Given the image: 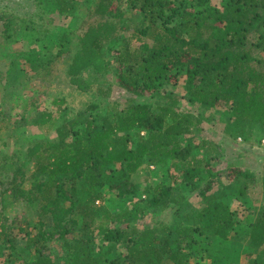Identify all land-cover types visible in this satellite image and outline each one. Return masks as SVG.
<instances>
[{
	"label": "trees",
	"instance_id": "trees-1",
	"mask_svg": "<svg viewBox=\"0 0 264 264\" xmlns=\"http://www.w3.org/2000/svg\"><path fill=\"white\" fill-rule=\"evenodd\" d=\"M52 1L61 16L72 15L80 4ZM224 1L218 6L214 0H127L145 22L135 27L132 38L121 33L127 29L121 21L125 11L114 6L115 0H99L90 11L99 19L81 21L72 32L47 25L42 14L39 21L17 15L3 20V46L16 38L41 44L38 55L33 49L25 54L26 61L48 66L76 40L66 72L73 87L88 93L93 89L88 73L103 80L115 70L119 87L136 99L115 119L106 114L101 120L62 121L61 99L54 100L56 111L32 112L30 122L45 137L25 149L17 147L13 155H20V161L4 157L0 162V188L13 197L0 198V253L15 250L5 247L11 233L4 211L20 202L27 214L38 217L36 224L29 219L27 228L20 229L34 256L25 264H232L231 256H220L218 248L203 241H226L233 232L247 237L244 264H264V208L254 221L238 223L221 197L209 195L223 173L193 149L203 123L215 119L205 112H228L224 134L233 141L250 143L264 132V0ZM113 41L121 47L110 48ZM51 52L56 57L49 58ZM181 81L188 101L200 106L199 114L181 110L180 97L170 92ZM105 83L96 89L101 99L112 93ZM146 166L165 169L171 184L137 183ZM228 178L236 182L237 198L245 201L249 185L257 182L254 172L237 168ZM179 183L204 201L188 214L192 225L172 228L157 220L140 228L130 209L114 210L112 201L127 202L139 192L148 204L166 210L182 200L174 198ZM76 231L81 236L75 237ZM98 237L101 252L95 249ZM55 240H64L67 254L61 263L52 258Z\"/></svg>",
	"mask_w": 264,
	"mask_h": 264
},
{
	"label": "rangeland",
	"instance_id": "rangeland-1",
	"mask_svg": "<svg viewBox=\"0 0 264 264\" xmlns=\"http://www.w3.org/2000/svg\"><path fill=\"white\" fill-rule=\"evenodd\" d=\"M98 1L80 0L77 10L72 15L61 16L58 11L53 10L55 7L52 6H55V3L52 0L42 2L40 0H0V32L3 20L9 19L13 15L39 21L41 14L46 17L47 25H58L69 30V32L76 31L81 21L87 19L86 21L91 22L99 19L97 16L90 17V11L93 10ZM214 3L221 6L226 2L214 0ZM114 6L125 11V15L121 18L122 24L127 27L125 31L121 32L123 37L132 38L135 27L145 24L143 17L138 10L129 6L127 0H115ZM109 47L112 49L119 48L121 42L113 41ZM77 48L78 42L75 40L64 56L53 60L48 66H41L39 60L31 63L24 58L30 49L34 50L33 54L38 55L41 44L24 42L20 38H16L13 43L3 46L0 38V162L4 157H8L9 161L11 159L20 161V155H13V151L17 147L25 149L32 141L45 137L43 131L30 122L31 115L38 109L56 111L57 106L54 105L56 99L63 101L62 112L59 115L62 121L68 122L87 119L101 120L106 114L115 119L129 100L136 99L119 87L115 70L103 80L95 76L94 72L88 73L87 81L93 87L92 91L88 93L78 91L73 87L66 72L70 59ZM49 55V58L56 57L55 52H51ZM104 81L106 82L104 86H111L112 89L111 96L107 99H101L96 92L97 87ZM170 92L180 97L181 110L192 112L195 115L199 114L201 108L188 101L183 81L172 87ZM94 106L96 107L91 109ZM205 114L214 115L215 119L212 122L203 123L202 130L196 134V142L193 145L194 155L201 159H208L215 172L223 173L221 182L209 195L214 194V196L221 197L236 214L238 223L240 221V223L248 224L254 221L259 211L264 208V191L262 189L264 132L255 134L250 143H243L240 140L233 141L224 134V126L229 119L226 110L220 109L205 112ZM261 136L262 139L260 140L259 137ZM234 168L249 170L256 174L257 182L249 185L246 201L237 198L236 182L228 178ZM135 180L145 186L147 183L152 185L171 184L168 172L157 167L146 166ZM83 187L84 185L81 183L80 189ZM174 189V198L182 200L173 203L166 210L148 204L146 197L141 192L127 202L112 201L115 206L114 210L117 213L127 208L130 209L136 216L135 220L139 221L138 227L140 228L151 227L155 225L157 220L165 221L172 228L179 224L192 225L193 222L188 219V214L200 210L204 201L198 193L192 192L187 185L179 183L174 186ZM3 190L4 188H0V198L13 201L10 194L5 193L3 195ZM108 197L113 199L114 194L108 193ZM2 211V203H0V213ZM4 212L5 215H3L5 219L7 218L11 233V241L5 240V247L12 245L15 250L10 253L4 249V254L0 253V263L5 264L10 257V264H25L26 260L33 259L34 256L26 246L27 238L20 232V229L27 228L29 219H33L31 222L36 224L38 217L36 214H27L20 202ZM47 225L49 226L50 223L48 222ZM31 229L34 232L37 231L33 226ZM81 234L82 232L76 231L74 236L79 237ZM68 239L71 241L73 238L69 236ZM94 242L96 243V251L101 252L100 247H98L102 242L100 237L94 239ZM203 243L204 246L218 248L220 256H231L234 260L232 264H244L246 262L249 244L247 237L243 234L233 232L229 240L218 242L204 239ZM235 244L239 248H244L246 252L241 253L239 248H235ZM122 248L121 246L119 250ZM50 250L52 258L57 263H61L66 257L64 240H55ZM237 252L240 253V257L236 256ZM207 263L209 264L210 260H207Z\"/></svg>",
	"mask_w": 264,
	"mask_h": 264
}]
</instances>
